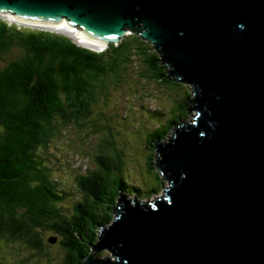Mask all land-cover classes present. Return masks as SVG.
Segmentation results:
<instances>
[{
    "label": "water",
    "instance_id": "95a60500",
    "mask_svg": "<svg viewBox=\"0 0 264 264\" xmlns=\"http://www.w3.org/2000/svg\"><path fill=\"white\" fill-rule=\"evenodd\" d=\"M3 14L99 44L137 28L192 84V116L156 148L166 196L123 198L94 245L114 257L83 264H264V0H0Z\"/></svg>",
    "mask_w": 264,
    "mask_h": 264
},
{
    "label": "trees",
    "instance_id": "16d2710c",
    "mask_svg": "<svg viewBox=\"0 0 264 264\" xmlns=\"http://www.w3.org/2000/svg\"><path fill=\"white\" fill-rule=\"evenodd\" d=\"M152 46L137 28L99 50L68 35L0 17V264H41L56 253L48 237L60 235L65 256L56 257L55 264H83L91 249H100L94 246L100 241L99 230L113 220L120 195L144 200L164 189L165 181L154 166L156 174L150 170L147 177L131 172L129 155L137 142L127 150L136 141L131 132L136 123L110 103L111 95L108 101L103 98L112 86L137 92L126 87L128 68L139 72L137 57L147 64L140 74L144 79H158L171 88L178 85L177 94H183L167 117L160 110H150L154 131L146 139V148L156 149V140L165 139L178 122L190 117L191 89L163 64L174 69L167 50ZM95 107L93 130L102 136H97L98 164L87 166L88 172L74 183L85 194L74 205L75 213L68 215L63 188L44 176L54 163L47 149ZM121 134L123 139L117 141ZM89 179L91 189L85 184ZM47 231L53 235L45 237ZM105 253V249L96 252L97 256Z\"/></svg>",
    "mask_w": 264,
    "mask_h": 264
},
{
    "label": "rangeland",
    "instance_id": "374dc122",
    "mask_svg": "<svg viewBox=\"0 0 264 264\" xmlns=\"http://www.w3.org/2000/svg\"><path fill=\"white\" fill-rule=\"evenodd\" d=\"M148 41L154 46H152L153 48H158L155 47V44L153 42H151L150 40ZM134 62L140 65V69L138 72L137 69H133L130 67L128 68L129 75L127 76L128 82L126 87L131 86L135 88L137 92L133 94L127 92L124 90V87L122 85L118 87L112 86L110 88L112 90L111 93H107L103 96V98L108 101V96L111 95L110 103L112 105L116 104L117 109H123L121 113H123V115L128 114L129 122L136 123V125L133 126V129L131 130V132L135 135L136 141L132 142L129 146V149L127 150L130 151L137 142V146L134 149V153H131L129 155L130 161L128 166L131 167V172L136 174L137 177L143 178L147 177L150 174V170L155 172L157 169V176H159V178L165 181L164 186L168 187L170 186V181L169 179L162 177L158 165L159 158L156 155L157 150H152V148L150 149V147L146 148L148 144L146 139L150 138L151 133L154 131V124L149 122V117H153V115L150 113V110H160L164 113L165 117H167L169 114L171 115L175 109V107L173 106L176 103V98H179L183 94H177L179 88H177L178 85H173L171 88L161 83L158 79L156 80L151 77H146V79H144V77L140 74L142 70L147 69V64L145 62H142V60L137 57L134 58ZM163 64L166 68L168 67L169 69H171V66H169L165 62H163ZM185 86H187L189 89L192 88V84L190 83H185ZM131 92L134 91L132 90ZM192 97L193 92L190 98ZM95 108L96 109L93 108V113L90 114L88 118L81 120V123L74 121V127L69 129L67 133H60L58 138L51 141L49 148L47 149V152H49V155L53 158L54 162L53 166H50L49 173H62V175H54L53 178L55 180H58L59 183L63 185L65 197L64 213L68 215L75 213V211L73 212L74 205L80 202V199L78 198L85 194L83 189H81L80 187H75L77 185H75L74 183L77 181V178L79 176H82L84 171L88 172L87 166L90 165L94 168L96 164H98L95 161V154L99 153L98 148L100 149L101 146L98 143L99 141L97 139V136L98 138L102 136L99 131L93 130L94 126L92 125V119H97L96 110H98L97 107ZM146 110L149 111V113H146ZM192 113L193 108L191 110V114ZM94 132H96L97 134L96 137L93 136ZM170 133H172V130L170 131ZM121 139H123V134H121L117 138V141ZM74 150H76L77 152ZM152 166H154L156 169H151ZM52 174H50V177ZM154 176L156 178V175ZM154 181L156 180L154 179ZM152 183L156 184V182ZM85 184H88V187L91 189L92 183L90 179L86 180ZM163 191L164 190H161L160 194L153 195L151 198L161 196V194H163ZM121 196L122 195H120V197ZM41 232H44V230ZM44 235L45 237H47L49 235H53V233L47 231ZM63 238L64 236L60 235L56 242H52V240H50V237H48L47 243L48 245H50L51 250H55L56 253L53 254L52 252L50 255H48V259H44L41 261V264H55V258H59L60 256L64 259L65 255L63 252H65V246H63L61 242ZM41 240L46 241V238H41ZM23 251L26 252L27 249H23ZM90 251L99 253L100 249H91ZM105 252L106 253L103 254V256H113L110 249H105ZM34 258L35 256L33 257V259ZM35 263L36 261H31L29 264Z\"/></svg>",
    "mask_w": 264,
    "mask_h": 264
},
{
    "label": "bare ground",
    "instance_id": "6f19581e",
    "mask_svg": "<svg viewBox=\"0 0 264 264\" xmlns=\"http://www.w3.org/2000/svg\"><path fill=\"white\" fill-rule=\"evenodd\" d=\"M34 24L36 25L37 23H34ZM51 28L53 30H56V31H59V32H64L66 34H69V35L73 36V40L80 41V43L85 44L87 46L99 47L100 45H102V44H99V43H96V42L90 43L87 40L82 39L80 36L76 35L74 32H80V25L73 26V27L68 26V28H67L64 24L63 25L57 24V25H52ZM142 36L144 37L143 34H142ZM77 37H79V38H77ZM148 40H150L151 42H153L155 44V47L157 46V44H156L155 41H153L151 39H148ZM192 101L193 100L191 98V102ZM191 108H193V102L191 103ZM192 114H191V116H192ZM160 172H161L162 176L165 177V173L163 172V170L160 169ZM165 188H166V186H164V189L163 190H165Z\"/></svg>",
    "mask_w": 264,
    "mask_h": 264
},
{
    "label": "clouds",
    "instance_id": "9594fccd",
    "mask_svg": "<svg viewBox=\"0 0 264 264\" xmlns=\"http://www.w3.org/2000/svg\"><path fill=\"white\" fill-rule=\"evenodd\" d=\"M9 20H11L12 22H17V23H19V24H25V25H28V24H26V23H23V22H20V21H17V20H14V19H9ZM34 24V23H33ZM38 24V23H37ZM39 25V24H38ZM30 26H33V25H31L30 24ZM34 27H36V26H34ZM129 33V32H128Z\"/></svg>",
    "mask_w": 264,
    "mask_h": 264
}]
</instances>
